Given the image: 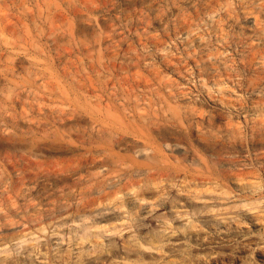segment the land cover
<instances>
[{
	"label": "rangeland",
	"instance_id": "1",
	"mask_svg": "<svg viewBox=\"0 0 264 264\" xmlns=\"http://www.w3.org/2000/svg\"><path fill=\"white\" fill-rule=\"evenodd\" d=\"M5 2L6 5L9 4L8 8L5 4L3 6L2 2L0 3L2 6L0 8L4 9H0V16L2 15L0 19L4 20L2 23L0 21V33L2 32L0 34V201L2 200L0 212L2 209L5 215L8 212L7 215L10 219L7 218L9 221L4 220V222V218H1L2 221L0 220L2 223V225L0 224V248H4L0 252V264H264V0H27V2L24 0V5H19L23 3V0H18L19 4H17V0H13V3L12 0ZM20 6L23 9L26 6V11L24 9V12ZM3 16L7 18V21L5 18L3 19ZM17 17L21 18V22L23 20V24L18 21ZM19 22L20 24H18ZM10 23L12 24L10 25ZM15 24L19 26L12 27ZM1 27H5L4 30L1 31ZM166 77L170 81L165 80ZM34 79L36 80L34 81ZM148 80L152 83L150 84ZM171 83L172 85H170ZM130 84L134 89H131ZM176 86H178V91L175 89ZM29 88L32 93L38 91V95L34 93L33 95ZM110 88L111 90H109ZM149 89L150 91H148ZM168 90L172 92L170 93ZM111 91L115 92L112 96L117 98L119 104L108 93ZM83 92L87 100V97L90 100H96L90 101L91 104L93 103L92 106L88 105L89 102L86 99L88 104L85 103ZM90 92H92V96L89 95ZM96 92L104 95L103 97L100 95L103 101L99 96V100L102 102L98 100ZM155 92L164 94L165 96L158 95L166 99L156 96ZM107 94L109 95L107 96ZM135 94L136 96L139 94V97L137 96L139 99L132 100V97H136ZM143 94L146 99L150 95L156 104L149 101L151 99H147L148 101L145 99V103L150 102L151 105H154V107L150 106L148 115H152L151 112L157 115L158 110L157 116L162 117L163 126H167V130L163 129L165 134L163 131V135L160 134L161 137L151 133L146 138L145 131L144 134L143 132L140 134L136 130V126L137 129L140 128L138 124L141 121L138 117L140 112L143 113L149 108L147 103L144 107L145 110H142L143 102H140V95L143 96ZM172 94L176 99L173 98L174 96L172 97ZM120 96L123 99L126 96L125 101H128L129 98L128 104H125L127 101L125 102ZM155 96L159 99H157L158 102L161 101L162 106L167 104L163 101L166 100L171 102L172 106H177L176 103L179 102L182 103L183 109L185 105L190 106L192 103L190 106L192 109L195 102L197 108L204 112L195 108V105L193 107L195 110L192 112L196 111L200 114L195 113L198 119H200L199 116L202 118L205 113V119H201V121L206 122L199 124L201 121L196 117L191 120L190 111L189 114L187 113L189 107L185 108L187 111L184 109L185 113L179 111L180 106L176 110L181 115L177 111L178 116L176 117L178 118L176 120L172 114L175 107L171 106V108V103L167 104L172 109L169 114L166 112L169 110L168 107H160ZM122 100L123 107L126 106L125 111L120 106ZM132 101L141 106L139 108L136 104L138 111L134 108L139 114L134 111ZM141 101L143 100L141 99ZM61 102L65 110L69 107L66 111L74 108L75 112L72 110L70 112L78 113V116L81 114L83 119L85 118V123L93 120L96 125L104 124L106 126L103 125V128L117 132L115 133L116 137L121 136L119 138L123 143L131 138L126 149V142L124 146L121 142L119 145L121 148L115 147L114 153L116 154L114 155L121 158H129L130 155L136 160L140 158L139 160L143 161L146 153L155 152L157 158H160V160L158 159L157 173L162 171V174L166 173L164 175L159 173V176H162L153 177V179L157 177L155 180L152 179L154 184L150 182L153 185L149 184L147 187H143L146 194L144 195L147 198L142 201L145 202V205L140 201L142 205L135 204L138 205L137 208L132 202L136 188L118 200L116 199L117 201H111L113 204L105 201L104 205H107L110 212L86 222L94 234L83 241L80 239L83 233V231L81 232L82 228H76V230L72 228L76 224H71V221H68L70 214L66 213L67 211L54 208V210L52 209L54 213L44 206L53 197L52 200H56L60 193L57 185L53 182V179L58 176L57 173L61 175L63 166L70 160L72 161L71 158L74 156H76L74 160L78 163L77 158L85 150V147L76 140L78 137L74 130L71 131L72 135L71 132L69 133L74 141H70L69 137L70 140L65 139L62 146H58L62 149L56 147L59 144H56L58 143L54 141L56 138L51 136L49 127L47 128L50 118L48 119L46 116L50 114L49 117H51L54 103L61 104ZM96 102L102 108L106 107V103L110 104L111 114L117 112V115L121 116L120 120L117 118L116 123L114 119H110L113 114L109 116L110 118L108 117L109 113H106L109 109L108 106L106 110L99 108L103 117L99 115L97 113L99 111H96L99 109L95 107ZM197 102L202 103L203 107H199L200 104ZM111 103L114 104L111 105ZM66 104L69 106L66 107ZM81 107H84L85 110ZM94 107L95 109H93ZM152 107L154 112L151 111ZM162 109H165V112L161 111ZM45 110L47 111L45 112ZM126 111L133 117L128 118L129 113H125ZM93 113L96 114V117ZM177 114L174 111V115ZM192 114L191 116L194 117V113ZM168 115L170 118L167 119L171 121L167 120L166 122L164 117L166 119L169 117ZM179 115L185 125L177 124L180 119ZM183 115L186 117L184 118ZM114 117L116 118L115 114ZM134 118L135 121H131ZM124 119L128 120L124 121ZM188 119L191 120L188 121L189 125ZM43 121H46L47 125H44L46 122ZM119 121L122 123L118 124ZM170 122L177 125H171ZM36 123H40L38 128L35 126ZM29 125L34 127L31 128ZM114 125L122 127V130ZM193 125L197 128L202 126L201 131L206 130L207 132L198 131L200 128L196 130V127L192 128ZM28 127L33 129V133L39 137H32L34 134H31ZM43 127L44 129H42ZM35 128L38 129L37 131L42 129L40 131L41 133L43 131L42 134L46 130V134L50 136L45 134L43 136L41 133L38 135ZM135 134H139L138 137L145 142L140 141L137 136H134ZM155 136L157 137L155 138ZM19 137L21 141L23 138L26 141L21 142L18 140ZM45 137L48 139L44 140ZM158 138L162 141H159ZM179 138L181 139L179 140ZM34 139H39V142ZM40 139L42 140L40 141ZM138 140L142 144L138 143ZM24 141L28 145L23 144ZM34 141L35 143H33ZM68 141L73 143H68ZM48 142L52 148L49 147ZM158 142L161 144L164 142V144L161 145ZM133 143L136 146L139 145L138 148L140 146L146 148L144 149L146 153L143 152L144 154L137 156L141 152L135 151L141 147L134 148L136 146ZM165 143H169L168 149L170 150L166 149ZM177 143L181 146L177 147ZM35 144H38V147ZM40 144L45 145V148L49 147V150L44 149V146H40ZM130 145L131 147L134 145L135 150L129 147ZM173 145L177 147H174L176 150L171 148ZM39 146L43 149H40ZM148 147H151L150 149L153 151L151 152ZM122 148L126 151L124 152ZM129 149L132 155L130 152L128 153ZM62 150H65L66 154ZM69 150L73 153L71 154ZM31 151L36 152L39 156ZM74 151L76 152L74 153ZM27 152L28 154L31 152V154L28 156ZM203 161H206L207 164ZM72 162L71 164H74ZM37 163L41 164L37 165ZM77 163L74 164V167L72 165L73 168L70 163L68 164L72 169L76 165L81 168L82 166ZM47 165L49 166L47 167ZM69 166L68 170L67 168L62 170L66 171L65 174L71 170ZM51 168H57V170ZM104 168V171L99 168L102 173L108 170L106 166ZM41 169L49 171H40ZM94 169L91 171L96 173ZM27 172L35 174L28 176ZM53 174L57 176L53 177ZM43 178H47V180ZM50 183L54 184L50 185ZM47 184L52 188L50 194L53 197L49 194ZM123 187L124 190L129 189L126 186ZM46 188H48L46 192L51 197L44 195ZM123 189L121 187L122 192H126ZM28 190L30 193L27 192ZM38 190L39 192L44 191L39 193ZM23 191H26V195ZM35 191L38 193H34ZM42 192L44 194H41ZM56 192L57 194L54 195ZM28 197H32L31 200ZM39 197L41 199L44 197L45 202L48 200L46 197L50 199L46 204L43 200L39 203L41 201ZM25 199L34 204L35 208L33 207V209H36V206L40 204L39 207L42 210L40 211L43 215L41 212L40 215L37 213L39 208L34 210L35 215L30 214L33 212L31 210L33 204L28 200L24 202ZM121 199L128 201L132 216L127 215L125 208L118 207ZM22 203H24L23 205L29 203L32 206L31 208L24 206V209ZM36 203L39 204L35 205ZM110 203L113 207L115 206L113 209L110 208ZM14 207L18 212L16 214ZM97 207L91 205L85 207V210L89 212L94 208L97 210ZM10 208L14 212L10 211ZM23 209L25 212L28 209L27 213L32 215L29 217L30 219L35 216L32 219L34 221H37L35 219H39L38 217L41 216L42 219L39 220L44 222H37L44 227L43 231H38L41 226L37 222L30 223L31 220L29 221V218L26 217L29 215ZM43 209H47V212ZM48 211H50V215L46 214L47 217L44 214L49 213ZM2 212L0 215H3ZM13 213L17 217L13 216ZM21 214L25 216L26 222L22 219ZM36 214L39 216L36 217ZM14 221L17 223L20 221L19 225ZM30 231L34 234L30 235ZM23 235L25 236L23 237ZM31 238L33 239L31 240ZM21 241L24 242L21 243ZM150 242H155L154 246H151Z\"/></svg>",
	"mask_w": 264,
	"mask_h": 264
},
{
	"label": "bare ground",
	"instance_id": "2",
	"mask_svg": "<svg viewBox=\"0 0 264 264\" xmlns=\"http://www.w3.org/2000/svg\"><path fill=\"white\" fill-rule=\"evenodd\" d=\"M1 2V4H3V6H5L6 5V2L5 1H7V0H5V1H3V0H0ZM22 1V0H21ZM5 2V3H4ZM10 2H11V0H10ZM26 2H27V0H26ZM12 3H13V0H12ZM21 3V2H20ZM5 4V5H4ZM17 4H19L18 3V0H17ZM9 4H7L6 5V7L8 6ZM19 5H24V0H23V3L22 4H19ZM25 5H27L26 3H25ZM18 6V5H17ZM0 7H2L1 5H0ZM21 7V6H20ZM8 8V7H7ZM22 8V10L24 11V9L26 8L27 9V7L25 6V8L23 9V7H21ZM0 9H2V8H0ZM10 9V8H9ZM26 9H25V11H26ZM29 9V8H28ZM2 10H4V9H2ZM21 11V10H20ZM24 11V12H25ZM23 13V12H22ZM21 13V14H22ZM23 14H25V13H23ZM2 16V15H1ZM1 16H0V18H1ZM7 16V15H6ZM15 16V15H14ZM13 16V17H14ZM17 16V15H16ZM5 17L3 16V19H4ZM17 18H19V20L18 21H20L21 20V18L20 17H17ZM6 20L5 21H7V18H5ZM12 19V18H11ZM0 21H1V19H0ZM2 21H4V20H2ZM2 21H1V23H2ZM17 21V20H16ZM21 22V21H20ZM20 22L18 23V24H20ZM22 22H23V20H22ZM21 22V24H23ZM4 23V22H3ZM7 23V22H6ZM13 23V22H12ZM12 23H10V25L12 24ZM15 23V22H14ZM13 23V24H14ZM17 23V22H16ZM25 24V23H24ZM1 25V24H0ZM3 25V24H2ZM9 25V26H10ZM13 26H15L16 28L19 26H17V24H15V25H12V27ZM22 26V25H21ZM25 26H26V24H25ZM6 27V26H5ZM4 27V28H5ZM14 27V28H15ZM2 28V27H1ZM4 28H2L1 29V31L2 30H4ZM13 28V29H14ZM13 31V30H12ZM16 32V31H15ZM2 33V32H1ZM0 33V34H1ZM261 72V71H260ZM199 73H201V72H199ZM198 74V73H197ZM204 74V73H203ZM33 75V74H32ZM158 75V74H157ZM207 75V74H206ZM209 75V74H208ZM264 75V74H263ZM35 76V75H34ZM34 76H32L33 78H34ZM200 76H201V74H200ZM204 76V75H203ZM214 76V75H213ZM262 76V75H261ZM37 77V76H36ZM155 77H157V76H155ZM154 77V78H155ZM207 77V76H206ZM212 77V76H211ZM253 77V76H252ZM256 77V76H255ZM213 78V77H212ZM144 79H146V78H144ZM165 80H168V81H170L169 80V78L167 79V77L166 78H164ZM163 79V81H165ZM202 79V78H201ZM214 79V78H213ZM253 79V78H252ZM256 79V78H255ZM254 79V80H255ZM36 79H34V81H35ZM254 80H251V81H254ZM109 81V80H108ZM144 81V80H143ZM146 81V80H145ZM149 82H150V80H148ZM172 81H174V80H172ZM255 81H257V80H255ZM263 81V80H262ZM40 82H42V81H40ZM106 82V81H105ZM147 82V81H146ZM157 82H158V80H157ZM205 82V81H204ZM213 82V81H212ZM211 82V83H212ZM216 82V81H215ZM215 82H213V83H215ZM33 83H35V82H33ZM37 83H38V81H37ZM135 83V82H134ZM148 83V82H147ZM152 82H150V84H151ZM164 83V82H163ZM165 83H167L166 81H165ZM209 83V82H208ZM36 84V83H35ZM34 84V85H35ZM58 84H60V83H58ZM57 84V85H58ZM204 84H206V83H204ZM170 85H172V83L170 84ZM177 85V84H176ZM35 86H37V85H35ZM103 86V85H102ZM109 86V85H108ZM113 86V85H112ZM111 86V87H112ZM136 86H138V85H136ZM147 86V85H146ZM149 86H151V85H149ZM165 86H166V84H165ZM174 86H175V84H174ZM203 86H205V85H203ZM40 87V86H39ZM44 87V86H43ZM60 87V86H59ZM59 87H58V89H59ZM105 87H106V85H105ZM114 87V86H113ZM112 87V88H113ZM130 87H131V84H130ZM167 88L166 89H168V86H166ZM217 87V86H216ZM219 87V86H218ZM37 88H38V86H37ZM41 88V87H40ZM133 87H131V89H132ZM151 88V87H150ZM153 88H155V87H153ZM165 88V87H164ZM163 88V89H164ZM173 88V87H172ZM178 88V86H176L175 87V89H177ZM179 88H180V86H179ZM30 89V88H29ZM115 89V88H114ZM134 89V88H133ZM140 89V88H139ZM156 89V88H155ZM154 89V90H155ZM182 89V88H181ZM208 89V88H207ZM220 89V88H219ZM33 90V89H32ZM41 90V89H40ZM54 90H56L55 88H54ZM95 90V89H94ZM109 90H111V88L109 89ZM108 90V91H109ZM115 90H117V89H115ZM128 90V89H127ZM138 90V89H137ZM152 90V89H151ZM179 89H177V91H178ZM30 92H31V89L29 90ZM92 91V90H91ZM148 91H150V89L148 90ZM166 91V90H165ZM169 91V90H168ZM167 91V92H168ZM253 91V90H252ZM27 93H28V91H26ZM57 92V91H56ZM88 92H89V90H88ZM104 92V91H103ZM107 92V91H106ZM132 92H134V91H132ZM170 93L172 92V91H169ZM168 92V93H169ZM176 92V91H175ZM181 92V91H180ZM183 92H185V91H183ZM187 92V91H186ZM32 93V92H31ZM30 93V94H31ZM33 93H34V91H33ZM32 93V94H33ZM37 93H38V91H37ZM37 93H34V94H36V95H38ZM80 93V92H79ZM82 93V92H81ZM97 94H98V92H96ZM109 94H110V96H112V94L114 95L115 94V92H113L112 93V91H111V93L110 92H108ZM127 93H129L128 91H127ZM156 93V92H155ZM29 94V93H28ZM33 94V95H34ZM62 94V93H61ZM84 94V95H83ZM83 96H85V93L83 92ZM92 94V92H90L89 93V95L90 96H92L91 95ZM95 94V93H94ZM109 94H107V96L109 95ZM120 95H121V93H119ZM139 94H141V93H139ZM139 94H137V96L139 97ZM154 94V93H153ZM158 94H160V93H156V96L158 95ZM175 94V93H174ZM81 95V96H82ZM89 95H87V96H89ZM96 95V94H95ZM95 95H93V96H95ZM101 94H98V96H97V98H98V100H99V96H100ZM160 95H162V93L160 94ZM160 95H158V97H162V96H160ZM180 95V94H179ZM186 95V94H185ZM102 96V95H101ZM100 96V99L102 100V97L104 96H102L101 97ZM116 96H118V95H116ZM132 96V95H131ZM135 96H136V94H135ZM132 97V100H136V98H138V97ZM141 96V99L143 100V101H141V99H140V102H143V104L146 102L145 101V99L146 98H144V94H143V96L142 95H140ZM145 96H147V95H145ZM154 96V95H153ZM155 96V97H156ZM165 96V95H164ZM168 96V95H167ZM174 95L172 94V97H173ZM184 96V95H183ZM35 97V96H34ZM64 97V96H63ZM126 97V96H125ZM124 97V99H126ZM149 97V98H148ZM171 97V96H170ZM181 97V96H180ZM65 98V97H64ZM88 98V100L86 99V96H85V98H84V100L86 99L88 102H89V104L86 102V100H85V103H87L88 105H90V106H92V104L90 103V101L91 100H94V99H89V97H87ZM93 98V97H92ZM111 98V97H110ZM112 98H113V100L115 101L116 100V102L118 101L117 100V98L116 97H114V96H112ZM120 98L121 99H123L122 98V96H120ZM119 98V100H121ZM152 98V97H151ZM150 98V95L149 96H147V99H151ZM163 99H166V98H164V97H162ZM174 99H176L175 98V96L173 97ZM172 98V100H174ZM53 99V98H52ZM60 99V98H59ZM123 99V100H124ZM139 99V98H138ZM137 99V101H138V103H139V100ZM146 99V100H147ZM158 98L156 97V100H157ZM163 99H161V100H163ZM180 99V98H179ZM197 99V98H196ZM36 100V99H35ZM54 100V99H53ZM58 100V99H57ZM62 100V99H61ZM60 100V101H61ZM101 100H99V101H101ZM123 100H122V104H120V106H122V110L123 111H125L124 110V108L126 107H123ZM159 100V99H158ZM158 100H157V102H158ZM182 100V99H181ZM180 100V101H181ZM199 100V99H198ZM197 100V101H198ZM202 100V99H201ZM50 101H52V100H50ZM94 101H96V100H94ZM98 101V102H99ZM103 101V100H102ZM101 101V102H102ZM106 101V100H105ZM105 101H104V103H105ZM125 101V100H124ZM127 101V100H126ZM125 101V102H126ZM128 101H129V98H128ZM128 101H127V103H125V104H128ZM148 101V100H147ZM149 101H152V99L151 100H149ZM163 101H165L167 104L169 103H171V102H167L166 100H163ZM196 101V100H195ZM200 101V100H199ZM62 102H64L63 100H62ZM62 102H61V104H59V103H54L55 104V106H54V108L56 107V105H57V107H56V109H54L53 107H52V111H51V117H49V113H50V111L48 112V116H46V118L48 117V119L50 120V123H49V126H47V128H48V130H49V132H50V134H51V136H53L54 138H56V140L54 139V141H56V142H58V143H56V144H59V145H56V147H58V146H62V142L66 139V140H68L69 139V137H70V135H69V133L72 131V130H74L76 133H77V137L78 138H76V140L78 141V143L81 145V146H84L85 147V150H84V153L82 154V155H79V157L77 158L78 160V163H79V166L81 165L82 167L80 168V167H77V165H76V167L74 168V169H72L75 165L74 164H76L77 162L74 160V159H76V158H74V157H76V156H74L73 157V155H72V157L73 158H71L72 159V161L70 160V162H68V161H65V162H68V163H70L71 164V162L72 163H74V161H75V163L74 164H71L70 166L72 167V165H73V167L71 168L70 166H69V164L68 163H66L65 165L67 166H63V168L65 169V168H67V170H68V166L71 168V170H69V172L67 173V174H65V172L64 171H62V170H64V169H62V166H60L61 168L60 169H62L61 170V175H59V173H57L58 174V176L56 175V174H53V177L56 175L57 176V178L55 179V181H54V179H53V182L57 185V189L60 191V193H58V196H57V199L56 200H52L54 197H53V195L52 194H50L51 193V191H50V189H52L51 188V186L49 187L48 186V184H47V186H48V188H49V190L48 191H50L49 192V194L50 195H52V199L51 200H49L50 198L49 197H46V199L48 198V200H49V202H47V204H46V202L43 200V198L44 197H42V199L40 198V202L39 203H41L42 202V200L44 201V203L46 204V205H44V206H46V207H48L50 210H54V208H58V210H60V209H63V210H65V211H67L66 213H69L70 214V218L68 219V221H71V224L72 223H75L76 225L74 226V227H72V228H74L75 230H76V228H82V230H81V232L83 231V233H82V235L80 236V239L83 241V240H87L88 239V237L90 236V235H92V234H94V232H91V230H90V226L86 223L88 220H92V219H96V217L97 216H102V215H104V214H106V212H110V210H109V208L108 207H106L107 205L105 204L104 205V202L105 201H109V202H113L114 200H118V198H120V197H122V196H124L125 194H128V192L129 191H131V190H135V188L137 189L136 191H135V194H134V196H133V201L132 202H134V205L135 204H137V203H140L141 204V202L143 201V200H145V199H147L146 198V194L144 193L145 191H144V188L143 187H147V185H149L150 184V186H151V184L153 183L152 182V179H153V177H155V176H159V173H161L162 174V172H159V173H157L158 172V168H157V165H159L158 164V161L160 160V158H157V153H155V152H153L152 154H149V152H148V154L146 153V152H144L145 150L144 149H146V148H142L141 146V149H139L137 146H139V145H135L136 143H137V141L135 142V146L136 147H134V148H138V149H136V150H138V151H135V152H137V153H139V152H141V153H139V155H137V153H134L135 155H137V156H140V155H142V153L144 152V153H146L145 155H144V160L143 161H141V160H136L135 158H132V157H130V155H129V158H121V157H119L118 155L116 156V155H114V154H116V153H114V148L115 147H120L119 145L121 144V142L122 141H120V138L119 137H121V136H118V138L116 137V134L115 133H117V132H112L111 131V129L109 130V129H107V128H103L104 126H106V125H102V126H98V125H96L95 124V122L92 120V119H89V120H92V121H90V122H84V119H83V116H81V114L78 116L77 114L78 113H73V112H75V109L73 108V109H70V110H68V111H66L67 109H69V105L68 104H66L65 106L66 107H68V108H66V110L62 107ZM91 102H93V101H91ZM98 102H96V106L95 107H97V109H101L102 107L100 106V105H98L99 103ZM107 102V101H106ZM133 102V101H132ZM136 102V101H135ZM153 102V101H152ZM151 102V103H152ZM156 102V101H155ZM164 102V103H165ZM194 102V101H193ZM38 103V102H37ZM95 103V102H94ZM98 103V104H97ZM134 103V102H133ZM138 103L136 102V103H134L133 105H134V107H133V109L134 108H136V110H137V107H136V104L138 105ZM148 103V102H147ZM147 103H145L144 104V106H143V104H141L142 105V110H145V106L147 105ZM154 103V102H153ZM161 103V101H159L158 102V104H159V106L161 105L160 104ZM165 103V104H166ZM195 103V102H194ZM193 103V107H195V108H197V105H195ZM197 103H199L200 104V102H197ZM50 104V103H49ZM103 104V103H102ZM108 103H106V107H103L102 108V110H106V109H108L107 111H106V113L108 112L109 113V115L108 114H106V115H108V117L109 116H111L112 114V116H111V118L110 119H114V121L116 122V120H117V118H119L118 120H120V118H121V116L119 117L118 115H117V112H113L112 114H111V112H110V104H108ZM114 104V103H113ZM112 103H111V105H113ZM118 104H119V101H118ZM164 104V105H165ZM166 104V105H167ZM178 104H180V102L178 103ZM177 103H176V105L177 106H172V103H171V105H170V107L172 106V107H175V109L173 110V112H172V114H173V117L175 116H178V114L177 113H179L180 114V112L179 111H184V109L187 107H189L188 108V111L185 109V111H187V113L189 114V111H190V114L191 115H193L192 113H194V117H192L191 115H189V117L191 118V120H192V118H195L196 116V114H199V113H196V111L195 112H192V110H195V109H193V107H192V109H190L191 107L190 106H192V103H191V105L190 106H184V109L182 108V106H181V104L180 105H178ZM202 104V103H201ZM199 105V107L200 106H202V105ZM37 105V104H36ZM60 105H61V107H60ZM68 105V106H67ZM98 105V106H97ZM104 105V104H103ZM130 105V104H129ZM139 105H140V103H139ZM138 105V106H139ZM154 105H156L155 103H154ZM154 105L152 104H150V102L148 103V106L147 107H149V108H147V110H145V111H143V113L142 112H140V114H139V112L137 113V111H135V109H134V111L137 113V114H139V118H140V120L141 121H139V123H138V121H136L138 124H139V126H140V128H139V126H138V128L139 129H137V126H136V130L138 131V132H140V134H142V132H143V134H144V131H145V133L146 134H144L145 136H146V138H147V135H149L150 136V134L151 133H155V135H159L160 136V134H162L163 135V133H162V131L164 132V130L166 129V127H164L163 125V123H162V117H159V116H157L158 115V110H157V115L155 114V113H152L151 112V114L153 115H148V110L151 108L150 106H153L154 107ZM160 106V107H168V105L167 106ZM195 105V106H194ZM64 106V105H63ZM107 106H108V108H107ZM178 106H180V109H179V107ZM205 106V105H204ZM95 107L93 108V109H95ZM128 107V106H127ZM141 106H139V108H140ZM153 107H152V110L151 111H153L154 109H153ZM157 107V106H156ZM155 107V108H156ZM159 107V108H160ZM171 107V108H172ZM177 107H178V109H179V111L178 110H176L177 109ZM203 107V106H202ZM51 108V107H50ZM82 109L84 108V107H81ZM105 108V109H104ZM129 108V107H128ZM182 108V109H181ZM42 109V108H41ZM47 109H49V108H47ZM54 109V110H53ZM91 109H92V107H91ZM96 110V111H99V112H97L99 115H102V112H101V110ZM113 109V108H112ZM129 109H131V108H129ZM161 109V108H160ZM168 109L169 110H167L166 112H168L169 114H170V110H172V109H170L169 107H168ZM190 109V110H189ZM197 109H199V108H197ZM202 109V108H201ZM50 110V109H49ZM73 111V112H70V111ZM84 110H85V108H84ZM89 110V109H88ZM126 110H127V108H126ZM141 109H140V111H142ZM165 109H162L161 111H164ZM200 110V109H199ZM42 111H44V110H42ZM47 110H45V112H46ZM95 111V110H94ZM95 111V112H96ZM115 111V110H114ZM129 111V110H128ZM128 111H126L125 113H129ZM133 111V110H132ZM147 111V112H146ZM174 111H175V114H177V115H174ZM178 111V112H177ZM184 111V112H185ZM201 111V110H200ZM77 112V111H76ZM147 114H146V113ZM154 112V111H153ZM165 112V111H164ZM177 112V113H176ZM201 112H204V111H201ZM200 112V113H201ZM208 112V111H207ZM261 112V111H260ZM259 112V113H260ZM84 113V112H83ZM91 113V112H90ZM104 113V112H103ZM163 113V112H162ZM183 113V112H182ZM186 113V112H185ZM196 113V114H195ZM39 114V113H38ZM94 114V113H93ZM114 114L116 115V118L114 117L113 118V116H114ZM131 113H129L128 115H129V117L128 118H130V117H133V115L131 116L130 115ZM135 114V113H134ZM143 114V115H142ZM155 114V115H154ZM165 114H167V113H165ZM203 114V113H202ZM201 114V115H202ZM207 114V113H206ZM44 115V114H43ZM96 114H94V116H95ZM98 115V116H99ZM123 115H124V113H123ZM161 115V114H160ZM164 115V114H163ZM181 115V114H180ZM179 115V116H180ZM184 115H187V114H184ZM183 115V116H184ZM200 115V114H199ZM198 115V116H199ZM208 115H210V114H208ZM118 116V117H117ZM126 116V115H125ZM124 116V117H125ZM162 116V115H161ZM169 116V115H168ZM188 116V115H187ZM204 116H205V113H204ZM204 116L201 118V116H199L200 117V119H198L197 117H196V119H198V120H200L201 121V119H205L204 118ZM212 116V115H211ZM214 116V115H213ZM86 117V116H85ZM96 117V116H95ZM102 117H103V115H102ZM107 117V116H106ZM172 117V116H171ZM174 117V118H175ZM186 116H184V118H185ZM108 118V119H109ZM167 118H170V116L169 117H166V119H165V117H164V120H166V122H167V120H170V119H167ZM173 118V120H177V118L178 117H176L175 119ZM180 119H181V121H180V119H179V121H178V123L177 124H179V125H185L183 122H182V118H181V116L179 117ZM189 118V119H190ZM215 118V117H214ZM47 119V120H48ZM132 119V118H131ZM130 119V120H131ZM189 119L187 120V123H188V125H189V122L191 121H189ZM125 120H128V119H124V121ZM185 120V119H184ZM197 120V121H198ZM39 121V120H38ZM86 121V120H85ZM87 121H88V119H87ZM131 121H135V118H134V120H131ZM171 121V120H170ZM189 121V122H188ZM193 121H194V119H193ZM44 122V121H43ZM46 122V121H45ZM44 122V123H45ZM120 123H118V124H121L122 122L121 121H119ZM169 122V121H168ZM182 122V123H181ZM195 122V121H194ZM204 122V121H203ZM203 122L201 121V123L199 122V124H203ZM206 122V121H205ZM204 122V123H205ZM210 122V121H209ZM212 122V121H211ZM99 123H100V121H99ZM103 123V122H102ZM111 123H112V121H111ZM117 123V122H116ZM133 123H135V122H133ZM170 123H172V122H170ZM169 123V124H170ZM186 123V124H187ZM192 123V122H191ZM191 123H190V125H191ZM37 124V123H36ZM35 124V126L37 127H39L40 126V123L39 124H37L36 125ZM131 124V123H130ZM129 124V125H130ZM136 124V123H135ZM134 124V125H135ZM169 124H167V125H169ZM177 125V124H175L174 122L171 124V125ZM194 124V123H193ZM199 124H195V125H199ZM31 125V124H30ZM29 125V126H30ZM44 125H47V122H46V124H44ZM126 125H127V123H126ZM170 125V126H171ZM206 125V124H205ZM209 125V124H208ZM211 125V124H210ZM215 125V124H214ZM41 126H43L42 124H41ZM116 128H118V129H121L122 127H117L116 125H114ZM121 126H123V125H121ZM31 128H33L34 126H30ZM30 127H28L29 129H30ZM37 127V128H38ZM107 127H109V126H107ZM126 127V126H125ZM130 127H132L131 125H130ZM180 127V126H179ZM182 127V126H181ZM184 127V126H183ZM189 127V126H188ZM196 126H192V128H195ZM199 128H197L196 127V130H198V131H201L202 130V126H198ZM202 127V128H201ZM134 128H135V126H134ZM165 128V129H164ZM184 128H187L186 126L184 127ZM191 128V127H190ZM207 128V127H206ZM42 129H44V127L42 128ZM41 129V130H42ZM46 129V128H45ZM164 129V130H163ZM209 129V128H208ZM207 129V130H208ZM33 129H30V132H31V134L34 132V131H32ZM35 130H36V128H35ZM38 130V129H37ZM36 130V131H37ZM40 130V131H41ZM122 130V129H121ZM124 130V132H125V129H123ZM132 130H133V128H132ZM167 130V129H166ZM210 130V129H209ZM40 131H37V134L38 135H40L39 133H41ZM46 131V130H45ZM44 131V134L46 135V136H48L49 134H46L47 133V131L45 132ZM73 131V132H74ZM119 131V130H118ZM128 131V130H127ZM171 131V130H170ZM173 131V130H172ZM204 131H206V130H204ZM204 131H201V132H204ZM29 132V133H30ZM124 132H123V134H124ZM129 132V131H128ZM167 132V131H166ZM175 132V131H174ZM193 132V131H192ZM207 132V131H206ZM25 133H26V131H25ZM42 133H43V131H42ZM41 133V135H43L44 136V134H42ZM121 133H122V131H121ZM126 133V132H125ZM197 133V132H196ZM195 133V134H196ZM21 134V133H20ZM34 134V133H33ZM164 134H165V132H164ZM168 134V133H167ZM180 134V133H179ZM183 134V133H182ZM191 134V133H190ZM189 134V135H190ZM202 134V133H201ZM264 134V133H263ZM23 135V134H22ZM25 136H26V134H24ZM71 135H72V132H71ZM74 136L76 135L75 133L73 134ZM118 135V134H117ZM120 135V134H119ZM144 135H142V136H144ZM170 135V134H169ZM172 135V134H171ZM184 135V134H183ZM214 135V134H213ZM29 136V135H28ZM36 135L34 134V136H32V137H35ZM50 136V135H49ZM122 136H124V135H122ZM125 136H126V134H125ZM130 136H131V134H130ZM133 136V135H132ZM134 136H139V134L138 135H134ZM157 136H155V138L157 137ZM165 136H168V135H165ZM164 136V137H165ZM175 136V135H174ZM191 136V135H190ZM204 136V135H203ZM209 136V135H208ZM216 136V135H215ZM27 137V136H26ZM36 137H39V136H36ZM161 137V136H160ZM159 137V138H160ZM163 137V138H164ZM198 137V136H197ZM213 137V136H212ZM21 138H23V137H21ZM50 138V137H49ZM72 137H70V139H71ZM125 138H128V137H125ZM133 138V137H132ZM159 138H158V140H159ZM162 138V139H163ZM168 138V137H167ZM204 138V137H203ZM202 138V139H203ZM45 139H48V138H44V140ZM52 139V138H51ZM69 139V140H70ZM74 139V138H73ZM123 139V138H122ZM121 139V140H122ZM134 139H135V137H134ZM138 139H140L139 137H138ZM151 139H153V138H151ZM161 139V138H160ZM165 140H166V138H164ZM181 138H179V140H180ZM201 139V138H200ZM210 139V138H209ZM216 139V138H215ZM18 140H20L21 141V139H20V137H19V139ZM18 140H16L17 142H19ZM23 140H25L24 138H23ZM22 140V141H23ZM28 141H29V138L27 139ZM33 140V139H32ZM35 140V139H34ZM36 140H38V142H39V139H36ZM35 140V141H36ZM42 139H40V141H41ZM124 140V139H123ZM136 140V139H135ZM134 140V141H135ZM157 140V141H158ZM15 141V142H16ZM21 141V142H22ZM26 141V140H25ZM25 141H24V143L23 144H27V143H25ZM27 141V142H28ZM31 141V140H30ZM35 141L33 142V143H35ZM70 141H74V140H70ZM70 141H68V143H71ZM125 141V140H124ZM131 142V138H130V140H127V141H125L126 142V145H125V149H126V146H127V143L128 142ZM133 141V142H134ZM140 141H142L141 139H140ZM139 140H138V143L140 142ZM159 141H162V140H159ZM182 141H184V140H182ZM218 141V140H217ZM50 142H52V141H50ZM125 142L123 143V146H124V144H125ZM143 142V141H142ZM145 142V141H144ZM143 142V143H144ZM166 142V141H165ZM178 142V141H177ZM180 142V141H179ZM178 142V143H179ZM195 142V141H194ZM199 142V141H198ZM20 143V142H19ZM18 143V144H19ZM33 143H30L31 145L33 144ZM73 143V142H72ZM71 143V144H72ZM75 143V142H74ZM155 143V142H154ZM158 143H160L161 144V142H158ZM163 144H164V142H162ZM177 143V147L179 146H181V145H179ZM46 145H47V142L45 143ZM48 144H49V142H48ZM129 144V143H128ZM132 144V143H131ZM140 144H142L141 142H140ZM152 144V143H151ZM163 144H161V145H163ZM17 145V144H16ZM15 145V146H16ZM28 145V144H27ZM36 146L38 145V144H35ZM74 145V144H73ZM76 145V144H75ZM133 145V146H134ZM165 145H166V149H168V146H169V143L168 144H166L165 143ZM40 146H44L43 148L44 149H48L49 147H50V144H49V147H47V148H45V145H42V144H40ZM40 146H39V148H40ZM52 146V145H51ZM65 146V145H64ZM63 146V147H64ZM67 146V145H66ZM65 146V147H66ZM122 146V147H123ZM133 146L131 147V145L129 146V147H131V148H133ZM143 146V145H142ZM148 146H149V144H148ZM175 145H173V146H171V148L173 147H176ZM209 146V145H208ZM25 147V146H24ZM28 147V146H27ZM38 147V146H37ZM37 147H36V150H38L37 149ZM64 147V148H65ZM70 147V146H69ZM68 146H67V148H69ZM144 147V146H143ZM146 147V146H145ZM153 147V146H152ZM163 147V146H162ZM165 147V146H164ZM170 147V146H169ZM176 147V148H177ZM182 147H184V146H182ZM181 147V148H182ZM18 148V147H17ZM19 148H20V145H19ZM42 148V147H41ZM40 148V149H41ZM42 148V149H43ZM50 148H52V147H50ZM59 149H62V148H60V147H58ZM58 148H56V149H58ZM67 148H65L67 151H68V149ZM71 148V147H70ZM69 148V149H70ZM72 148H74V147H72ZM118 148H116V149H118ZM121 148V147H120ZM130 148V149H131ZM133 148V149H134ZM149 148V147H148ZM147 148V151L151 148H149L148 149ZM155 148V147H154ZM153 148V149H154ZM25 149V148H24ZM32 149V148H31ZM54 149H55V147H54ZM75 149H77V148H75ZM74 149V150H75ZM78 149H79V147H78ZM77 149V150H78ZM123 150H124V148H122ZM128 149V148H127ZM127 150L128 151V153L130 152L131 153V150ZM143 149V150H142ZM179 149V148H178ZM183 149V148H182ZM182 149H181V151H182ZM186 149V148H185ZM184 149V150H185ZM27 150V149H26ZM25 150V151H26ZM29 150V149H28ZM36 150H33V151H36ZM49 150V149H48ZM80 150V149H79ZM119 150V149H118ZM117 150V151H118ZM121 150V149H120ZM123 150H121V151H123ZM135 150V149H134ZM142 150V151H141ZM151 150V149H150ZM155 150V149H154ZM168 150H170V149H168ZM173 150H176L175 148L173 149ZM183 150V151H184ZM17 151H18V149H17ZM63 151V150H62ZM65 151V150H64ZM63 151V153H65ZM66 151V152H67ZM70 151V150H69ZM80 151H82V150H80ZM120 151V152H121ZM126 150H124V152H125ZM153 150H151V152H152ZM32 152V151H31ZM31 152H30V154H31ZM37 152V151H36ZM36 152H32V153H36ZM71 152V151H70ZM76 151H74V153H75ZM132 152H134V151H132ZM150 152V153H151ZM169 152V151H168ZM167 152V153H168ZM177 152V151H176ZM196 152V151H195ZM215 152V151H214ZM73 152H71V154H72ZM143 153V154H144ZM167 153L165 154L166 156H167ZM170 153V152H169ZM171 153H172V149H171ZM179 153V152H178ZM27 154H28V152H27ZM30 154H28V156L30 155ZM37 154V153H36ZM35 154V155H36ZM40 154V153H39ZM45 154V153H44ZM44 154H42V155H44ZM48 154V153H47ZM58 154V153H57ZM66 154V153H65ZM125 154H127V153H125ZM161 154V153H160ZM159 154V155H160ZM182 154V153H181ZM188 154H190V153H188ZM188 154H187V157H189L188 156ZM38 155V154H37ZM41 155V156H42ZM128 155V154H127ZM131 155H132V153H131ZM215 155V154H214ZM21 156V155H20ZM25 156V155H24ZM32 156V155H31ZM34 156V155H33ZM39 156V155H38ZM45 156V155H44ZM50 156H52V155H50ZM53 156H54V154H53ZM81 156V157H80ZM169 156H171V155H169ZM199 156V155H198ZM26 157V156H25ZM63 157V156H62ZM185 157V156H184ZM24 158V157H23ZM68 158V157H67ZM66 158V159H67ZM81 158V159H80ZM136 158H138V157H136ZM142 158H143V156H142ZM141 158V159H142ZM172 158H173V156H172ZM193 158V157H192ZM200 158V157H199ZM159 159V160H158ZM168 159H169V157H168ZM185 159V158H184ZM190 159V158H189ZM201 159V158H200ZM22 160V159H21ZM26 160V159H25ZM162 160H164L163 158H162ZM161 160V161H162ZM166 160V159H165ZM174 160H176L177 161V159H174ZM193 160V159H192ZM199 160V159H198ZM202 160V159H201ZM212 160V159H211ZM23 161V160H22ZM30 161V160H29ZM167 161V160H166ZM186 161V160H185ZM214 161H216V160H214ZM26 162V161H25ZM24 162V163H25ZM168 162V161H167ZM179 162V161H178ZM203 162H205L206 163V161H203ZM26 163H28V161L26 162ZM33 163V162H32ZM54 163V162H53ZM77 163V164H78ZM166 163V162H165ZM211 163H213L212 161H211ZM39 163H37V165H38ZM41 164V163H40ZM39 164V165H40ZM48 164V163H47ZM62 164V163H61ZM68 164V165H67ZM192 164V163H191ZM207 164V163H206ZM19 165V164H18ZM23 165V164H22ZM22 165H21V167H22ZM36 165V164H35ZM34 165V166H35ZM50 165V164H49ZM49 165H47V167L49 166ZM56 164H54V166H55ZM161 165V164H160ZM166 165V164H165ZM175 165V164H174ZM193 165V164H192ZM195 165V164H194ZM26 167H28L27 165H25ZM42 166V165H41ZM41 166H40V168H41ZM52 166V165H51ZM92 166V167H91ZM106 166L107 167V171H105V173H102L101 171H100V169L102 170L104 167ZM196 166V165H195ZM197 166H198V164H197ZM200 166V165H199ZM17 167V166H16ZM36 167V166H35ZM34 167V168H35ZM56 167H57V165H56ZM90 167H91V169H94V171H96V173L95 172H93V171H91V169H90ZM103 167V168H102ZM175 167V166H174ZM182 167V166H181ZM194 167V166H193ZM208 167V166H207ZM18 168V167H17ZM23 168H24V166H23ZM23 168H20L21 170H23ZM37 168H38V166H37ZM52 168H54V167H52ZM51 168V169H52ZM58 168V167H57ZM57 168H55L56 170H57ZM100 168V169H99ZM205 168V167H204ZM26 169V168H25ZM28 169H29V167H28ZM31 169V168H30ZM51 169H50V171H51ZM55 169H52V170H55ZM60 169H58V170H60ZM98 171H97V170ZM105 169V168H104ZM104 169L102 170V171H104ZM207 169V168H206ZM16 170V169H15ZM19 170V169H18ZM17 170V171H18ZM39 170V169H38ZM90 170V171H89ZM16 171V172H17ZM20 171V170H19ZM29 171H31V170H29ZM40 171H49V170H40ZM89 171V172H88ZM165 172H166V170H164ZM208 171V170H207ZM23 172V171H22ZM25 172H26V170H25ZM38 172V171H37ZM36 172V173H37ZM55 172V171H54ZM53 172V173H54ZM24 173V172H23ZM22 173V174H23ZM56 173V172H55ZM31 174V173H30ZM30 174H28V172H27V175L29 176ZM33 174H35V173H32L31 174V176H33ZM39 174V173H38ZM44 174H45V172H44ZM157 174V175H156ZM164 174H166V173H163L162 175H164ZM18 175V174H17ZM16 175V176H17ZM25 175H26V173H25ZM48 176H49V174H47ZM162 175H160V176H162ZM172 175V174H171ZM190 175V174H189ZM37 176V175H36ZM75 176V177H74ZM159 176V177H160ZM167 176V175H166ZM44 177V176H43ZM52 177V176H51ZM50 177V178H51ZM174 177V176H173ZM204 177H206V176H204ZM34 178V177H33ZM40 178V177H39ZM157 178V177H156ZM156 178H154L153 180H155ZM24 179V178H23ZM28 179V178H27ZM43 179H45V178H43ZM161 179V178H160ZM1 180H2V177H1ZM18 180V179H17ZM36 180V179H35ZM42 180V179H41ZM45 180H47V178L45 179ZM49 180V179H48ZM171 180V179H170ZM19 181V180H18ZM17 181V182H18ZM50 181V180H49ZM123 181V182H122ZM161 181V180H160ZM4 182V181H3ZM14 182H15V180H14ZM20 182H21V180H20ZM42 182V181H41ZM44 182H47V181H44ZM51 182H52V180H51ZM150 182H152V183H150ZM47 183H49V182H47ZM53 183V184H54ZM155 183V182H154ZM153 183V184H154ZM1 184H2V181H1ZM4 184V183H3ZM35 184V183H34ZM46 184V183H45ZM52 183H50V185H51ZM52 184V185H53ZM152 184V185H153ZM159 184V183H158ZM16 185H17V183H16ZM15 185V186H16ZM120 187H119V186ZM126 186L127 187V189L128 190H126V192H122V190H121V187H122V189L124 188L123 186ZM22 186V185H21ZM150 186H148V188H150ZM3 187V186H2ZM25 187V186H24ZM30 187V186H29ZM32 187V186H31ZM37 187V186H36ZM35 187V188H36ZM40 187V186H39ZM56 187V186H55ZM58 187H60V188H58ZM125 187V188H126ZM34 188V187H33ZM48 188H46V189H44L45 190V194L42 192L41 194H44V195H48V192H46L47 191V189ZM13 189V188H12ZM28 189V188H27ZM29 189H32V188H29ZM56 189V188H55ZM19 190V189H18ZM44 190H41V191H44ZM53 190H54V188H53ZM58 190H57V192H58ZM124 190V189H123ZM124 190V191H125ZM146 190V189H145ZM33 191V190H32ZM40 191V192H41ZM6 192V191H5ZM24 192V194L26 193V191H23ZM27 192H29V190L27 191ZM38 192H39V190H38ZM37 192V193H38ZM39 192V193H40ZM57 192L56 193H54V195L55 194H57ZM225 192V191H224ZM223 192V193H224ZM6 193H8V194H10L9 192H6ZM17 193V192H16ZM16 193H14V194H16ZM30 193V192H29ZM34 193H36V191L34 192ZM36 193V194H37ZM47 193V194H46ZM130 193V192H129ZM4 194V193H3ZM12 194V193H11ZM23 194V195H24ZM33 194V193H32ZM35 194V195H36ZM145 194V195H144ZM225 194V193H224ZM7 195V194H6ZM16 195H19V194H16ZM26 195V194H25ZM29 195V194H28ZM50 195H48V196H50ZM39 196H41V195H39ZM43 196V195H42ZM3 197V196H2ZM6 197V196H5ZM15 197V196H14ZM24 197V196H23ZM36 197H38V196H36ZM51 197V196H50ZM20 198H21V195H20ZM30 198H32V197H30ZM29 197H28V199H30ZM34 198V197H33ZM38 198V199H39ZM4 199V198H3ZM24 199V198H23ZM28 199H25V201L24 202H26V200H28ZM38 199H36V200H38ZM125 199V198H124ZM124 199H121L119 202H117V203H119V205L117 204V203H114V204H117L118 205V207H120L121 209L122 208H125L126 209V211L125 212H127V215H130V216H132V211H131V208L129 209V203H128V201L126 200H124ZM131 199V198H130ZM12 200V199H11ZM31 200V199H30ZM30 200H28L29 202H31ZM116 200V201H117ZM2 201V200H1ZM0 201V202H1ZM27 201V202H28ZM34 201V200H33ZM141 201V202H140ZM151 201V200H150ZM109 202H106L107 204H109ZM111 202V203H112ZM148 202V201H147ZM3 203V202H2ZM1 203V204H2ZM9 203H10V200H9ZM14 203V202H13ZM38 203V204H39ZM111 203H110V208L112 207V209L115 207H113L112 205H111ZM142 203H144V205H145V202H142ZM7 204H8V201H7ZM7 204H5V205H7ZM24 203H22V205H23ZM31 204H33L32 202H31ZM37 203L35 204V205H38ZM113 204V203H112ZM4 205V206H5ZM15 205V204H14ZM28 205V206H27ZM27 205H26V203H25V205H23V208L25 209V207H28L29 208V206H30V204L29 203H27ZM91 205H94V207H95V205L96 206H100V205H102L103 207H97V210H95V208L92 210V211H87V210H85V207L87 208V206H91ZM142 205V204H141ZM8 206H9V204H8ZM15 206H17V205H15ZM25 206V207H24ZM32 206V205H31ZM31 206H30V208H31ZM39 206H40V204H39ZM39 206H36L37 208L36 209H38L39 208V211L37 210V213L39 214L42 210L40 209V207ZM43 206V207H44ZM136 206V205H135ZM134 206V207H135ZM151 207L153 206V205H150ZM33 207H34V204H33V206H32V211L33 212H30L31 210L29 209V212H30V214H34L35 215V212H34V210H36V209H33ZM117 207V208H118ZM133 207V208H134ZM137 208H138V205L136 206ZM154 207V206H153ZM15 208V207H14ZM19 208V207H18ZM18 208H17V211H18ZM35 208V207H34ZM41 208H42V206H41ZM108 208V210H106ZM150 208V207H149ZM23 209V210H24ZM48 209V210H49ZM72 209V210H71ZM112 209H111V211H112ZM3 210V209H2ZM2 210H1V212H2ZM8 210V209H7ZM41 210V211H40ZM46 211L47 212V209H43V211ZM52 210V211H53ZM63 210H62V212H63ZM91 210V209H90ZM106 210V211H105ZM154 210V209H153ZM10 211H13L12 210V208H10ZM19 211H20V209H19ZM27 211H28V209H27ZM27 211L25 212V210H24V212L26 213V214H28L29 215V213H27ZM51 211V212H52ZM56 211V210H55ZM61 211V210H60ZM0 212V213H1ZM5 212H7V211H5ZM14 212V211H13ZM22 212V211H21ZM20 212V213H21ZM49 213H45L44 215L45 216H47L46 214H49L50 215V211H48ZM54 212V211H53ZM58 212V211H57ZM16 213H18V212H16V208H15V214ZM55 213V212H54ZM53 213V214H54ZM66 213H64V214H66ZM2 214H3V212H2ZM7 214H8V212H7ZM5 215V214H3V215H0V220H1V218L3 219V222H4V220L5 221H9L7 218H9L8 217V215ZM12 214V213H11ZM38 214H36V217L37 216H39ZM52 214V215H53ZM57 214H59V213H57ZM60 214H62V213H60ZM10 215V214H9ZM18 215H20V214H18ZM22 215V214H21ZM41 215H43L42 214V212H41ZM67 215V214H66ZM13 216H15V217H17L16 215H14V213H13ZM30 216H32V215H29V216H26V217H30ZM61 216V215H60ZM69 216V215H68ZM18 217H20V216H18ZM22 217V219L24 220H26V218H25V216L24 215H22L21 216ZM20 217V218H21ZM24 217V218H23ZM34 217L35 216H33V218L32 219H34ZM48 217V216H47ZM58 217V216H57ZM39 219L41 218V216H39L38 217ZM10 219V218H9ZM14 219V217L12 218V220ZM18 219V218H17ZM32 219H28L29 221H30V223L31 222H37V221H40L39 219H35V220H37V221H34V220H32ZM42 219V218H41ZM50 219H51V217H50ZM11 220V221H12ZM24 220V221H25ZM2 221V220H1ZM15 221H16V218H15ZM14 221V223L16 224L17 222H15ZM43 220H41L40 222H42ZM20 221H18V223H19ZM26 222V221H25ZM44 222V221H43ZM8 223H10V222H8ZM7 223V224H8ZM17 223V225H19ZM38 223V222H37ZM65 223V222H64ZM66 223H68V222H66ZM1 225H2V223H0ZM4 224V223H3ZM11 224H13V223H11ZM11 224H10V226H11ZM21 224V223H20ZM26 224V223H25ZM32 224V223H31ZM36 224V223H35ZM39 224V223H38ZM42 224V223H41ZM90 224V223H89ZM17 225H15V226H17ZM40 225V224H39ZM45 225V224H44ZM3 226H5V225H3ZM2 226V227H3ZM8 226V225H7ZM13 226V225H12ZM22 226H25L24 224H22ZM41 226V225H40ZM71 226V225H70ZM69 226V227H70ZM97 226V225H96ZM39 227V226H38ZM35 229H37V228H35ZM44 230V227H39V229H38V231H43ZM34 231V230H33ZM94 231V230H93ZM58 233V232H57ZM28 234V233H27ZM26 234V235H27ZM32 233H31V231H30V235H31ZM34 234V233H33ZM32 234V235H33ZM35 235H36V233H35ZM97 235V234H96ZM25 235H23V237H24ZM37 237H39V236H37ZM97 237V236H96ZM20 238V237H19ZM22 239V238H21ZM33 238H31V240H32ZM37 239V238H36ZM79 239V238H78ZM90 239V238H89ZM151 239V238H150ZM80 240V241H81ZM22 242H24V241H21V243ZM95 242V241H94ZM19 243V242H18ZM139 243V242H138ZM137 243V244H138ZM151 243V246L153 245L154 246V243L153 242H150ZM20 244V243H19ZM149 244V243H148ZM18 245V244H17ZM156 245V244H155ZM140 246H142V245H140ZM17 248V247H16ZM1 250H0V252H2L3 251V249L4 248H0ZM142 249V248H141ZM157 251V250H156ZM77 264V263H76Z\"/></svg>",
	"mask_w": 264,
	"mask_h": 264
}]
</instances>
